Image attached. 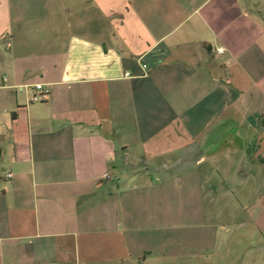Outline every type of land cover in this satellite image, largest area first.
<instances>
[{
    "label": "crops",
    "instance_id": "1",
    "mask_svg": "<svg viewBox=\"0 0 264 264\" xmlns=\"http://www.w3.org/2000/svg\"><path fill=\"white\" fill-rule=\"evenodd\" d=\"M0 264H264V0H0Z\"/></svg>",
    "mask_w": 264,
    "mask_h": 264
},
{
    "label": "rangeland",
    "instance_id": "2",
    "mask_svg": "<svg viewBox=\"0 0 264 264\" xmlns=\"http://www.w3.org/2000/svg\"><path fill=\"white\" fill-rule=\"evenodd\" d=\"M238 178L234 177L233 178V182L229 183L230 185H237L238 186L241 183H238ZM214 183H208L206 185V187L208 188L210 185H213ZM244 186V185H243ZM233 188V192H238L240 189L237 187H230ZM215 195V194H214ZM209 198H204V202H205V209H206V213H205V220L207 223L209 224H213L214 226H220L221 223L225 222V220H227V216H229L227 213L223 212L222 214L220 213V210H222L226 205L227 208H231L234 205H237V201L235 202H231L230 198L229 199H221L220 197H218L217 195L211 199V201H213L212 203L209 202Z\"/></svg>",
    "mask_w": 264,
    "mask_h": 264
},
{
    "label": "built area",
    "instance_id": "3",
    "mask_svg": "<svg viewBox=\"0 0 264 264\" xmlns=\"http://www.w3.org/2000/svg\"><path fill=\"white\" fill-rule=\"evenodd\" d=\"M217 52L219 54H222L223 50L219 49ZM138 62H140V61H138ZM139 64H140V67H141V69L143 71V75H145L146 71H147L146 65H143L141 63H139ZM126 76H129V75H126ZM33 88H34L35 92L31 96L30 101L31 102H41V101H43L46 98V96L48 94V91L46 89H44L42 84H36V85L33 86ZM7 177H11V174H8ZM104 178H107V175H105Z\"/></svg>",
    "mask_w": 264,
    "mask_h": 264
}]
</instances>
